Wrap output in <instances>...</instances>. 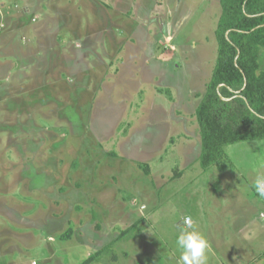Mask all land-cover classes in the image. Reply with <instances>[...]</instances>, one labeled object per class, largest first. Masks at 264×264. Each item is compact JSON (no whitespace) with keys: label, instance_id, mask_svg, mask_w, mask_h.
I'll use <instances>...</instances> for the list:
<instances>
[{"label":"rangeland","instance_id":"1","mask_svg":"<svg viewBox=\"0 0 264 264\" xmlns=\"http://www.w3.org/2000/svg\"><path fill=\"white\" fill-rule=\"evenodd\" d=\"M45 1L23 2L44 54L23 62L30 79L21 70L0 84V158L10 161L0 190H16L26 218H13L27 224L14 234L23 264H83L107 245L89 264H177L187 215L205 237L255 217L262 228L252 183L264 138L200 163L196 109L216 63L220 0ZM212 251L217 264L225 253ZM248 264H264V252Z\"/></svg>","mask_w":264,"mask_h":264},{"label":"trees","instance_id":"2","mask_svg":"<svg viewBox=\"0 0 264 264\" xmlns=\"http://www.w3.org/2000/svg\"><path fill=\"white\" fill-rule=\"evenodd\" d=\"M220 3L216 63L196 109L202 141L200 163L204 169L224 161L227 145L264 138V0ZM106 247L83 264L94 261Z\"/></svg>","mask_w":264,"mask_h":264},{"label":"crops","instance_id":"3","mask_svg":"<svg viewBox=\"0 0 264 264\" xmlns=\"http://www.w3.org/2000/svg\"><path fill=\"white\" fill-rule=\"evenodd\" d=\"M23 2L24 0H0V84L6 74L8 75L9 73L11 84L16 79L15 74H21V70H24L23 74L25 78L23 79H30L25 75L29 67L24 66L23 62L33 55L37 57L44 54L42 52L43 48H39L38 46L41 47L42 42L45 41L43 40L45 37L41 32L36 31L37 24L31 21V15L29 16L31 9L23 5ZM44 12H46V8L41 6L38 13L35 12L34 14H38L36 15V18H38L41 16L39 14H44ZM39 25L41 26V24ZM27 45H30V47L26 48ZM7 162L10 161L0 158V184H4L7 181L2 171L6 168L5 164ZM15 191L10 188L0 190V264H23L27 260L26 258L18 257L20 255L17 252L15 244L16 238H18L16 237L17 233L21 232L22 234L25 232L24 228L26 227L24 226L27 225L17 224L16 221L14 222L15 224L13 223V218L16 216L26 220L25 216H21L20 213L14 210V206L16 207L14 205V199H16ZM256 218H251L243 225L237 227H226L228 230H225L223 226H219L220 228L216 229L215 237H206L209 249L214 250V252L212 251L214 257L220 256L223 252L225 253L224 257H216L217 264H248L256 260L264 252V242L257 236L260 232L264 233V219H262L261 224L259 223L262 228L257 229L253 227V222L257 223L255 221ZM27 228L32 232V228ZM19 229L23 230L19 232ZM15 233L16 236L14 235ZM11 243L13 244L12 247H10ZM5 248L12 250L7 252L2 251ZM160 261L164 263L166 262V258L160 257ZM209 262L208 259L207 263L209 264Z\"/></svg>","mask_w":264,"mask_h":264},{"label":"clouds","instance_id":"4","mask_svg":"<svg viewBox=\"0 0 264 264\" xmlns=\"http://www.w3.org/2000/svg\"><path fill=\"white\" fill-rule=\"evenodd\" d=\"M252 187L260 198H264V168L256 171ZM175 245L180 253L177 264H207L209 243L190 216L182 217Z\"/></svg>","mask_w":264,"mask_h":264}]
</instances>
